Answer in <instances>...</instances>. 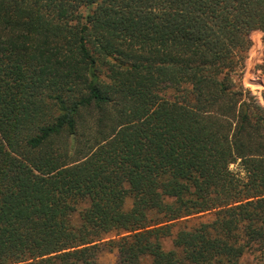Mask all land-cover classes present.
<instances>
[{
	"label": "trees",
	"instance_id": "1",
	"mask_svg": "<svg viewBox=\"0 0 264 264\" xmlns=\"http://www.w3.org/2000/svg\"><path fill=\"white\" fill-rule=\"evenodd\" d=\"M255 26L264 0H0V264L264 256Z\"/></svg>",
	"mask_w": 264,
	"mask_h": 264
},
{
	"label": "rangeland",
	"instance_id": "2",
	"mask_svg": "<svg viewBox=\"0 0 264 264\" xmlns=\"http://www.w3.org/2000/svg\"><path fill=\"white\" fill-rule=\"evenodd\" d=\"M249 36L252 39V46L248 51L245 65L242 74L243 86L253 96L256 103L264 109V35L258 26L251 28ZM232 169H238L236 164L230 166ZM127 207L130 205V200H127ZM214 217V212H205L197 214L180 221H177L173 227V232L178 230V227L183 225L185 221L188 224L194 222L207 221ZM163 247L169 249L171 240L165 238ZM98 264H116L118 261L117 249L110 247L108 244L101 245L97 255ZM150 263L148 259L147 264ZM239 264H264V256L259 252H246L239 260Z\"/></svg>",
	"mask_w": 264,
	"mask_h": 264
}]
</instances>
